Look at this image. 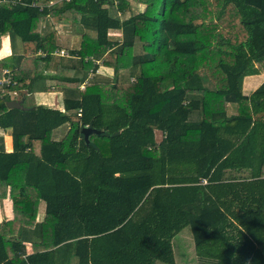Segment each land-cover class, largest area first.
<instances>
[{"label": "trees", "instance_id": "16d2710c", "mask_svg": "<svg viewBox=\"0 0 264 264\" xmlns=\"http://www.w3.org/2000/svg\"><path fill=\"white\" fill-rule=\"evenodd\" d=\"M5 68L0 264H176L186 227L205 264H264V80L244 90L264 73V0L4 2ZM52 90L63 108L25 103Z\"/></svg>", "mask_w": 264, "mask_h": 264}, {"label": "rangeland", "instance_id": "374dc122", "mask_svg": "<svg viewBox=\"0 0 264 264\" xmlns=\"http://www.w3.org/2000/svg\"><path fill=\"white\" fill-rule=\"evenodd\" d=\"M133 6H134L135 11L136 10L138 11V10H140V8H143V5L137 6L135 2L133 4ZM43 19H44L43 22H44V29L45 30L49 31L51 29H57V30H60L64 34H69L72 31V29H71L72 26L69 23H68L69 25L61 23L62 22L61 19H57L53 16H47ZM111 33H112V35H117L118 33H120V31L114 29V30H111ZM71 41L73 42V46H75V45L78 46L80 44V40L78 38L73 37ZM9 45H10L9 41L6 40L4 42L2 53H6L5 51H9V47H10ZM18 46L20 47L21 43H19ZM60 54H61V52H60ZM104 69L107 70L109 73L112 71L111 69H106V68H104ZM259 74H261V73L253 74V75H256L255 79L257 81L261 80L263 78L261 76H258ZM247 78L248 77L246 76L245 77V84H244V90L246 92L249 91ZM35 94L36 93H33L31 96H33ZM55 97L57 98V96H55ZM56 98L53 101L57 105L59 100H57ZM32 100H34V99L31 97H27L25 103L31 104V102H33ZM63 133H64V126L59 129V134L62 135ZM6 205L8 207V211L10 212L11 204L9 202H6ZM193 240H194L193 233H192V230L190 227L184 228L178 235L175 236L174 245H175V251H176V264H205L203 262L202 258L200 259V257L197 256V254H196L197 251L195 249V244H194ZM72 264H77V258L73 259ZM157 264H166V263L159 261ZM206 264H212V263L207 262Z\"/></svg>", "mask_w": 264, "mask_h": 264}, {"label": "crops", "instance_id": "0c3cea01", "mask_svg": "<svg viewBox=\"0 0 264 264\" xmlns=\"http://www.w3.org/2000/svg\"><path fill=\"white\" fill-rule=\"evenodd\" d=\"M9 41V51H5L6 53L4 54H7L9 53L11 50H12V45H11V38L9 36L6 37ZM5 40V41H6ZM2 52V51H1ZM3 54V53H2ZM255 76L256 75H252L250 77H248L247 79V83H248V86H249V94L250 93H253V91L263 82L264 80V73H261L259 74L258 76H261L263 77L261 80H256L255 79ZM251 89V90H250ZM33 94V93H32ZM32 94H30L28 97H31L33 98L34 100H32L33 102L32 103H37V104H46V105H51V106H56V107H60V108H63V94L61 91H57V90H52V91H38L36 92L35 95L31 96ZM56 94V95H55ZM61 94V95H60ZM57 96V98L55 97ZM57 99L59 100L58 101V104L56 105L55 102L53 101L54 99ZM264 102V101H263ZM262 102V103H263ZM264 104V103H263ZM255 117L257 118H264V107H261L259 109H256L255 112ZM0 136H4L5 138V142H6V146L7 148L10 150L12 149V145H13V140H12V136L10 135V132L9 130L5 129V128H2L0 127ZM4 210H2V217L1 218H5V217H9L10 216V212L8 211V207L6 205V203H4ZM197 254V252H196ZM197 256H199L197 254ZM72 264V263H71Z\"/></svg>", "mask_w": 264, "mask_h": 264}, {"label": "built area", "instance_id": "2783aa9c", "mask_svg": "<svg viewBox=\"0 0 264 264\" xmlns=\"http://www.w3.org/2000/svg\"><path fill=\"white\" fill-rule=\"evenodd\" d=\"M20 0H0V5L4 2H11V3H17ZM61 50V51H60ZM59 52H61V55H68V51L65 49H60ZM42 52V51H41ZM65 52V53H64ZM12 82V74L11 70L9 68L4 69V74L3 77L0 79V85L5 86V85H10ZM16 94V92H14Z\"/></svg>", "mask_w": 264, "mask_h": 264}, {"label": "water", "instance_id": "95a60500", "mask_svg": "<svg viewBox=\"0 0 264 264\" xmlns=\"http://www.w3.org/2000/svg\"><path fill=\"white\" fill-rule=\"evenodd\" d=\"M8 106L10 108H27L26 106H24L23 102L19 99H11L8 101ZM96 129L94 128H90V127H84L82 129V133L83 135L86 137V139H88L90 133L95 132Z\"/></svg>", "mask_w": 264, "mask_h": 264}]
</instances>
